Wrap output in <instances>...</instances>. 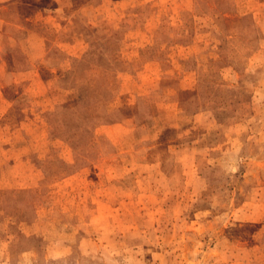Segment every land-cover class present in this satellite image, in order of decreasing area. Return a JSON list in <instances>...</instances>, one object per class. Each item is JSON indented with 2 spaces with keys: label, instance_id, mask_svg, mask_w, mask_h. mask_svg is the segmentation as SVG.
Returning a JSON list of instances; mask_svg holds the SVG:
<instances>
[{
  "label": "rangeland",
  "instance_id": "374dc122",
  "mask_svg": "<svg viewBox=\"0 0 264 264\" xmlns=\"http://www.w3.org/2000/svg\"><path fill=\"white\" fill-rule=\"evenodd\" d=\"M0 264H264V0H0Z\"/></svg>",
  "mask_w": 264,
  "mask_h": 264
},
{
  "label": "trees",
  "instance_id": "16d2710c",
  "mask_svg": "<svg viewBox=\"0 0 264 264\" xmlns=\"http://www.w3.org/2000/svg\"><path fill=\"white\" fill-rule=\"evenodd\" d=\"M82 60V59H81ZM81 60L79 61V60H76V62H77V64L78 63H80L81 62ZM80 65V64H79ZM83 102H86V99H85V96H84V98H82V96H81V94L79 95L78 94V96H77V98H76V100H75V103H77V107H75V108H73L74 110L76 109H79L81 106H82V104H83ZM98 101H96V103H97ZM105 115V114H104ZM101 116H102V114H92V113H87V112H85V115L82 117V115H76V118H77V120H78V123H79V120L81 119V123H85V122H87L88 123V121H95V119H101ZM82 117V118H81ZM104 121H105V119H104ZM110 120L108 119V120H106V122H109Z\"/></svg>",
  "mask_w": 264,
  "mask_h": 264
}]
</instances>
